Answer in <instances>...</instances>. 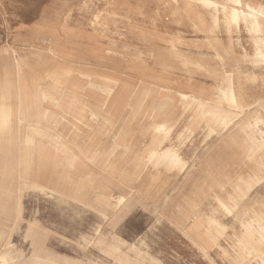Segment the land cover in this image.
I'll list each match as a JSON object with an SVG mask.
<instances>
[{"label": "rangeland", "instance_id": "374dc122", "mask_svg": "<svg viewBox=\"0 0 264 264\" xmlns=\"http://www.w3.org/2000/svg\"><path fill=\"white\" fill-rule=\"evenodd\" d=\"M199 1L0 0L3 263L264 264V0Z\"/></svg>", "mask_w": 264, "mask_h": 264}, {"label": "bare ground", "instance_id": "6f19581e", "mask_svg": "<svg viewBox=\"0 0 264 264\" xmlns=\"http://www.w3.org/2000/svg\"><path fill=\"white\" fill-rule=\"evenodd\" d=\"M192 1V0H191ZM202 2V4H206L207 6L208 5H212L214 6V8H216L218 5H219V2L218 1H215V0H200ZM199 1V2H200ZM227 3H222V9H223V13H224V16H225V19L228 20V21H231V22H234V23H237L239 24L240 21L243 19L245 21L248 20V18H250V23H252V25L255 27V29L257 31H262V27H263V23L261 22V18L257 15V11L259 12H262L263 10H259L257 9L255 6H252L250 4H246V6L243 4V1L242 0H226ZM195 2V1H194ZM198 2V1H197ZM259 3V2H258ZM221 6V5H220ZM246 7V9L244 8ZM210 8V6H209ZM262 15V14H261ZM67 18V17H66ZM259 36V35H258ZM173 45V44H172ZM174 46V45H173ZM179 53V51H178ZM258 55L261 56L263 59H264V52H262L261 50H259L258 52ZM181 54V53H180ZM256 56V55H254ZM183 58V57H182ZM178 60H181V59H178ZM189 63V62H188ZM195 64V63H194ZM199 64V63H198ZM186 65V64H185ZM197 65V64H196ZM218 65V63H217ZM223 66V65H222ZM186 67V66H185ZM187 68V67H186ZM233 71V70H232ZM228 72V71H227ZM249 74V73H248ZM232 75V74H231ZM234 75V74H233ZM239 75V74H238ZM258 77V76H257ZM247 78V76H246ZM256 78V77H255ZM253 78V79H255ZM252 79V80H253ZM261 79V78H260ZM232 80V79H231ZM244 80V79H243ZM242 80V81H243ZM145 81V80H144ZM247 81V80H246ZM256 81V80H255ZM245 82V81H244ZM152 84V83H151ZM230 91H231V95H230V101L232 102V104L235 105V107H240L242 102L240 99V96H237V92L235 93L234 90H233V85L230 84ZM180 96H183L185 98H190L191 100H195L197 99L196 97H187V95L185 93H182ZM226 97V96H225ZM182 98V97H181ZM228 99V98H227ZM205 101V100H204ZM207 101V100H206ZM210 101V100H209ZM189 102V101H187ZM191 102V101H190ZM208 103V102H207ZM213 103V102H212ZM9 108V107H8ZM10 114V113H9ZM0 118H3V120L0 119V123H2V121L5 120V117H0ZM234 118V117H233ZM26 122L28 121L27 119H23L21 118V122ZM26 124V123H25ZM2 125H4L2 123ZM169 122L168 120H163V121H160L156 124V130L157 131H168L169 130ZM6 126V125H5ZM2 126L0 125V128ZM20 129V128H19ZM20 131V130H19ZM18 132V131H17ZM20 137V136H19ZM8 142V141H7ZM21 143V142H20ZM4 144V143H3ZM12 144V143H11ZM164 147V146H163ZM175 149V148H174ZM170 147H166V148H162V149H158V150H153V154L152 156L150 157V160L152 158H154V156H158L159 158L167 161L169 164L171 165H176L178 163L181 162V157L180 155ZM2 153V152H1ZM100 153V152H99ZM3 154V153H2ZM7 154V153H6ZM98 156V155H97ZM1 157V156H0ZM258 173V172H257ZM260 174V173H259ZM258 174V176H259ZM262 178V177H260ZM252 182V181H251ZM7 184V183H6ZM249 184V188L252 187V184H250V182L248 183ZM256 186V185H255ZM248 188V190H249ZM2 190V189H1ZM4 190V189H3ZM8 190V189H7ZM9 192V191H8ZM6 206L7 203H6ZM263 207V206H262ZM264 211V209H263ZM9 212V211H8ZM255 212V211H254ZM260 212V211H259ZM264 216V215H263ZM244 222V221H243ZM254 223V222H253ZM243 224V223H242ZM261 225V224H260ZM264 228V227H262ZM261 230V229H260ZM246 232V231H245ZM250 232V231H249ZM251 234V233H250ZM247 236V235H246ZM254 236V235H253ZM253 239V238H252ZM246 240V239H245ZM246 242V241H245ZM4 259H1L0 260V264H2L4 261ZM5 264V263H3ZM7 264V263H6Z\"/></svg>", "mask_w": 264, "mask_h": 264}, {"label": "crops", "instance_id": "0c3cea01", "mask_svg": "<svg viewBox=\"0 0 264 264\" xmlns=\"http://www.w3.org/2000/svg\"><path fill=\"white\" fill-rule=\"evenodd\" d=\"M6 60H7V66H8V63H9V57L8 56H7V59ZM2 64H3V62H2ZM7 129H8V133H9V126H7Z\"/></svg>", "mask_w": 264, "mask_h": 264}]
</instances>
